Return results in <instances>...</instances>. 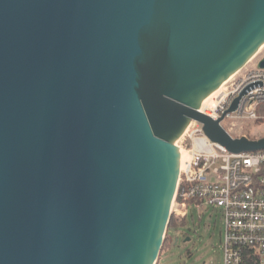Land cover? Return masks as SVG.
Returning a JSON list of instances; mask_svg holds the SVG:
<instances>
[{"label": "water", "instance_id": "95a60500", "mask_svg": "<svg viewBox=\"0 0 264 264\" xmlns=\"http://www.w3.org/2000/svg\"><path fill=\"white\" fill-rule=\"evenodd\" d=\"M264 47V0H0V264H158L192 120ZM258 69H264V58Z\"/></svg>", "mask_w": 264, "mask_h": 264}, {"label": "built area", "instance_id": "2783aa9c", "mask_svg": "<svg viewBox=\"0 0 264 264\" xmlns=\"http://www.w3.org/2000/svg\"><path fill=\"white\" fill-rule=\"evenodd\" d=\"M258 63L237 72L216 105L205 109L209 114L203 113L218 120L239 98L237 109L222 122L233 138L247 137L249 125L264 133V69ZM177 145L191 156L185 165L181 160L171 214L180 224L192 210L221 208L224 264H264V150L231 153L212 142L194 120Z\"/></svg>", "mask_w": 264, "mask_h": 264}, {"label": "rangeland", "instance_id": "374dc122", "mask_svg": "<svg viewBox=\"0 0 264 264\" xmlns=\"http://www.w3.org/2000/svg\"><path fill=\"white\" fill-rule=\"evenodd\" d=\"M263 58L264 49L251 61L252 65ZM260 130L249 125L245 128V134L251 139H260L264 137ZM180 224L178 229L172 231V241L169 240L158 264H224V219L221 208L192 210Z\"/></svg>", "mask_w": 264, "mask_h": 264}, {"label": "bare ground", "instance_id": "6f19581e", "mask_svg": "<svg viewBox=\"0 0 264 264\" xmlns=\"http://www.w3.org/2000/svg\"><path fill=\"white\" fill-rule=\"evenodd\" d=\"M264 49L261 48L256 55L250 60V62ZM249 62V63H250ZM233 77H231L229 80H227L221 87H219L216 91H214L213 93H211L209 95V97L202 103V105L200 106V112L201 113H207V111H205V109L209 108V107H213L216 105L217 103V98L219 97V95L223 92L225 85L232 79ZM209 114V113H207ZM178 143V142H177ZM177 145V144H176ZM178 146V145H177ZM179 147V146H178ZM181 160L183 165H185V163L190 159L191 156V152L185 150V149H181Z\"/></svg>", "mask_w": 264, "mask_h": 264}, {"label": "trees", "instance_id": "16d2710c", "mask_svg": "<svg viewBox=\"0 0 264 264\" xmlns=\"http://www.w3.org/2000/svg\"><path fill=\"white\" fill-rule=\"evenodd\" d=\"M180 225L181 224H179L178 222H176L174 215H172L171 216V219H170L169 226H168V233L166 235V241H165L164 247L162 249L161 257L163 256L164 251L166 250V248L169 245V243H168L169 240H170V242L172 241V239H171V233H172V231L178 229L180 227Z\"/></svg>", "mask_w": 264, "mask_h": 264}]
</instances>
